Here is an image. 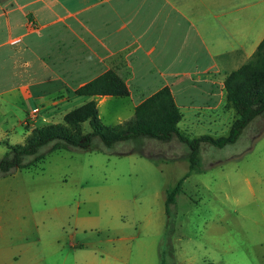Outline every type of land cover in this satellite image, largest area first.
<instances>
[{
    "label": "rangeland",
    "instance_id": "obj_1",
    "mask_svg": "<svg viewBox=\"0 0 264 264\" xmlns=\"http://www.w3.org/2000/svg\"><path fill=\"white\" fill-rule=\"evenodd\" d=\"M89 100L62 105L49 121ZM99 100L106 126L134 115L128 98ZM10 109L0 106V159L40 127L29 114L18 125L15 116L24 114ZM216 116L219 128L180 132L190 140L227 137L236 112ZM190 153L178 137L111 149L95 138L88 150L50 152L0 176V264H264V115L234 144H200L199 173L184 181L167 215L166 192L189 172Z\"/></svg>",
    "mask_w": 264,
    "mask_h": 264
},
{
    "label": "crops",
    "instance_id": "obj_2",
    "mask_svg": "<svg viewBox=\"0 0 264 264\" xmlns=\"http://www.w3.org/2000/svg\"><path fill=\"white\" fill-rule=\"evenodd\" d=\"M263 39L264 0H7L0 106L24 114L18 125L29 114L43 127L80 97L78 88L113 70L134 111L168 87L183 114L180 131L219 128L216 115L234 110L225 79Z\"/></svg>",
    "mask_w": 264,
    "mask_h": 264
},
{
    "label": "trees",
    "instance_id": "obj_3",
    "mask_svg": "<svg viewBox=\"0 0 264 264\" xmlns=\"http://www.w3.org/2000/svg\"><path fill=\"white\" fill-rule=\"evenodd\" d=\"M5 1L0 0V4ZM224 86L227 104L237 115L229 135L217 139L203 136L190 140L179 130L183 114L168 87L138 105L130 120L114 126L104 125L99 116L97 99L105 96L126 98L130 95L125 81L115 71H107L76 90L78 96L88 98L89 101L66 113L59 122L34 128L23 144L8 145L0 159V176L30 168L44 160L50 152L62 149L88 150L92 148L95 138H99L106 149H111L117 143L141 137L163 142L178 137L191 150L190 169L172 190L166 192L165 205L169 215L171 207L177 204V197L183 191L184 181L192 173H199L200 144L210 143L217 148L234 144L253 120L264 115V39L246 64L228 74ZM87 123L90 126L89 132L85 129Z\"/></svg>",
    "mask_w": 264,
    "mask_h": 264
},
{
    "label": "built area",
    "instance_id": "obj_4",
    "mask_svg": "<svg viewBox=\"0 0 264 264\" xmlns=\"http://www.w3.org/2000/svg\"><path fill=\"white\" fill-rule=\"evenodd\" d=\"M33 112H34V113L38 112V109H36V110H33Z\"/></svg>",
    "mask_w": 264,
    "mask_h": 264
}]
</instances>
